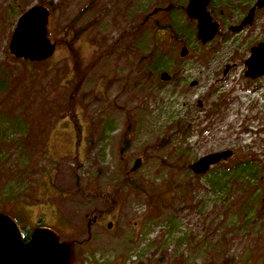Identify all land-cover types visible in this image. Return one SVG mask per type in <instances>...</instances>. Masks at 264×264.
<instances>
[{"label": "rangeland", "instance_id": "rangeland-1", "mask_svg": "<svg viewBox=\"0 0 264 264\" xmlns=\"http://www.w3.org/2000/svg\"><path fill=\"white\" fill-rule=\"evenodd\" d=\"M255 1L211 0L201 45L188 0H0V212L75 241L74 264H264V76H244L264 8L229 31ZM35 5L55 50L14 59Z\"/></svg>", "mask_w": 264, "mask_h": 264}, {"label": "water", "instance_id": "water-1", "mask_svg": "<svg viewBox=\"0 0 264 264\" xmlns=\"http://www.w3.org/2000/svg\"><path fill=\"white\" fill-rule=\"evenodd\" d=\"M211 0H188L185 13L189 19L196 21V38L201 45L212 41L218 32V24L213 21L206 8ZM264 8V0H256L246 16L237 26L230 27L233 33L240 32L253 22L255 10ZM157 10H154L155 13ZM49 10L42 5L28 8L17 18L11 33L7 51L17 60L41 62L51 57L55 44L47 38V22ZM187 49L182 47L180 57H184ZM244 76L250 80L264 76V42L252 47L244 62ZM229 67L226 66L223 75ZM166 72L159 74L160 81H168ZM194 85V83H191ZM230 150L211 153L199 158L189 165L194 175H203L211 167L232 158ZM140 164L136 160L131 171ZM110 228V224L107 225ZM74 241H61L57 233L47 227L35 228L27 241H23L17 223L8 215L0 212V264H74Z\"/></svg>", "mask_w": 264, "mask_h": 264}, {"label": "trees", "instance_id": "trees-1", "mask_svg": "<svg viewBox=\"0 0 264 264\" xmlns=\"http://www.w3.org/2000/svg\"><path fill=\"white\" fill-rule=\"evenodd\" d=\"M26 10L24 9V8H21L20 10H19V13L20 14H22V13H24ZM19 146H21V147H23V144H22V142H20L19 143ZM246 171H244V169H241V173L243 174V173H245ZM29 236H28V233H25L24 235H23V240H25V239H27Z\"/></svg>", "mask_w": 264, "mask_h": 264}, {"label": "flooded vegetation", "instance_id": "flooded-vegetation-1", "mask_svg": "<svg viewBox=\"0 0 264 264\" xmlns=\"http://www.w3.org/2000/svg\"><path fill=\"white\" fill-rule=\"evenodd\" d=\"M255 2H256V1H255ZM254 4H255V3H254ZM254 4H253V6H254ZM253 6H252V7H253ZM252 7H250L249 9H251ZM249 9H248V10H249ZM256 11H257V10H255V13H256ZM247 12H248V11H247ZM255 13H254V15H255ZM220 14H222V12H220ZM246 14H247V13H246ZM245 16H246V15H245ZM245 16H244V17H245ZM244 17H243V18H244ZM243 18H242V20H243ZM242 20H241V21H242ZM213 21H214V20H213ZM241 21H240V23H241ZM240 23H239V24H240ZM239 24H238V25H239ZM218 25H219V24H218ZM247 27H248V26H247ZM229 31H230V29H229ZM227 67H229V66H227ZM225 68H226V67H225ZM229 69H230V67L228 68V70H229ZM224 70H225V69H224ZM228 70H227V71H228ZM226 73H227V72H226ZM28 239H29V237H28L27 239H25V241H27Z\"/></svg>", "mask_w": 264, "mask_h": 264}]
</instances>
